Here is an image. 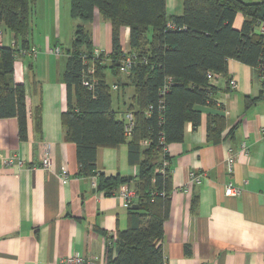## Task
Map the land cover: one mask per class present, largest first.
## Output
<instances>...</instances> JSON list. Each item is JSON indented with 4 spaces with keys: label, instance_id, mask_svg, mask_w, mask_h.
I'll use <instances>...</instances> for the list:
<instances>
[{
    "label": "crops",
    "instance_id": "crops-1",
    "mask_svg": "<svg viewBox=\"0 0 264 264\" xmlns=\"http://www.w3.org/2000/svg\"><path fill=\"white\" fill-rule=\"evenodd\" d=\"M40 1L44 3L37 0L35 10ZM51 3L58 17L61 0ZM165 4L168 17L183 13V0ZM243 20L237 14L233 27L240 30ZM86 28L94 50L109 54V22L95 16ZM2 43L15 41L3 33ZM34 43L31 38V48L18 51L13 71L14 83L26 87L27 139L19 140L15 118L0 119V158L18 156L22 162L0 164V264H57L71 255L107 264L110 239L128 227L129 207L137 199L128 207L118 188L106 196L95 177L78 175L76 147L64 140L61 125L66 110L65 64H51L49 52L57 48L48 51L51 45L32 59ZM120 43L123 52L128 51V27L121 29ZM39 56L42 64L37 62ZM229 80L235 81L234 88ZM126 86L112 88L122 90L124 107L118 110L122 116L133 94V87ZM215 88L216 105L196 107L200 124L195 129L185 124L182 142L166 146L171 194L161 243L165 264H264V100L246 105L248 98H258L262 83L254 68L230 60L227 76L221 75ZM37 107L40 132L33 120ZM213 116L225 120L218 144L207 141V122ZM47 154L51 166L44 171L41 160ZM96 169L132 178L138 172L128 162L127 143L98 148ZM192 172L200 175V183L185 189ZM228 184L239 194L226 196Z\"/></svg>",
    "mask_w": 264,
    "mask_h": 264
},
{
    "label": "trees",
    "instance_id": "trees-1",
    "mask_svg": "<svg viewBox=\"0 0 264 264\" xmlns=\"http://www.w3.org/2000/svg\"><path fill=\"white\" fill-rule=\"evenodd\" d=\"M36 1L0 0V119L17 120L20 141L27 139V93L24 84L13 81L14 62L19 50L31 48ZM237 14L244 18L240 30L233 27ZM95 16L111 26L109 54L94 53L86 27ZM70 17L81 23L75 26L62 74L66 89V110L61 114L64 140L76 147L78 175L95 177L106 196L122 184L137 193V209L129 207L128 227L110 239L107 264H165L161 243L170 212L171 177L168 166L159 172L167 162L163 148L182 142L185 124L191 123L193 129L200 124L197 106L216 105V88L209 83V73L226 77L230 60L254 69L260 63L264 43L252 30L258 21H264V2L183 0V13L168 17L165 0H70ZM124 27L129 28L126 52L120 43ZM3 33L12 35L14 45L2 43ZM126 57L131 58L128 84L121 81L119 68ZM92 64L90 76L87 71ZM107 69L115 77L113 86L133 87L125 111L135 120L129 137L124 133L123 118L118 119L112 109ZM89 77L92 90L83 85ZM260 99L264 100L263 85L258 98H248L246 105ZM33 120L40 132V107ZM224 128L223 117H209L207 141L218 144ZM142 141L149 143L143 148ZM123 143H127L128 162L138 167L136 177L130 180L97 172V149Z\"/></svg>",
    "mask_w": 264,
    "mask_h": 264
},
{
    "label": "rangeland",
    "instance_id": "rangeland-1",
    "mask_svg": "<svg viewBox=\"0 0 264 264\" xmlns=\"http://www.w3.org/2000/svg\"><path fill=\"white\" fill-rule=\"evenodd\" d=\"M244 2H254L257 0H243ZM42 1H40V4L38 6V10H34L32 13V19H31V36L36 45V49L34 48V54L32 55V59H36L38 53L42 50L45 52V48L47 45H51L48 48L52 49L53 46L60 47V54L56 56L54 53H50V58L52 63L51 64H65V59L67 57L66 51L71 47V43L74 38V31H75V25L81 23L79 19H72L70 17V0H61V6L59 9V16L55 14V9L53 8V5L51 3V0H43V4H41ZM75 24V25H74ZM55 34L60 35V39H55ZM40 47V50H39ZM52 47V48H50ZM42 56H39V59L37 62L40 64L43 63V60L41 59ZM36 64V62H34ZM130 72V71H129ZM106 81L107 84L110 86L111 89V96H112V105L113 109L116 112L117 118H122V114L119 111L123 110L124 107V100L122 99V90L114 91L112 90L113 82H115V77L111 75V72L109 69L106 70ZM128 75V74H127ZM122 82H125V84H128V78L126 75H122L121 78ZM117 84V83H114ZM118 86V85H117ZM129 86V85H127ZM126 86V87H127ZM119 87V86H118ZM119 89V88H117ZM116 89V90H117ZM119 101L117 102V100ZM126 101V99H125ZM117 110V111H116ZM119 110V111H118Z\"/></svg>",
    "mask_w": 264,
    "mask_h": 264
},
{
    "label": "built area",
    "instance_id": "built-area-1",
    "mask_svg": "<svg viewBox=\"0 0 264 264\" xmlns=\"http://www.w3.org/2000/svg\"><path fill=\"white\" fill-rule=\"evenodd\" d=\"M168 27H171L170 25H168ZM254 35H257L259 38H261L263 40L264 43V21H258L254 26H253V30H252ZM51 53H54L56 56H58L61 52L60 48H56L50 51ZM99 50H95L94 53L96 55L99 54ZM31 55H35L34 52H30ZM130 67H131V58L126 57L120 65V72L123 75H127L129 74L130 71ZM94 66L93 64L90 65V67H88V73L90 74V76L94 73ZM255 70L257 71L259 78L261 80L262 85L264 86V44H263V51L261 54V58H260V63L255 67ZM221 77L220 74H214V73H209L207 75V78L209 80V83L212 85L216 84L217 79H219ZM83 85L88 88V90H92L93 88V83H92V78H88V79H84L83 80ZM228 85L231 88H234L235 85V81L234 80H229L228 81ZM114 90L117 89L116 86L112 87ZM165 90V87L162 90ZM151 107H149L147 109V116L150 115L151 112ZM123 118V127H124V133L126 136H130L131 132L134 128L135 125V120H134V116L131 112H125L122 116ZM148 141H142L141 145L143 147L148 145ZM163 153L166 154V146H164L163 148ZM18 163V165H21L22 162L20 161V159L18 158V156H14L13 159H2L0 158V164H12V163ZM51 166V159L50 156L47 154L43 157V159L41 160V168L44 171H48L50 169ZM167 166V162H163L162 168L160 169V173L163 172V167ZM62 181L64 182L66 180V176L62 175L61 176ZM96 183V182H95ZM200 183V175L196 174V173H190L189 175V182H188V186H186L185 189H189V186H192L194 184H199ZM239 190L234 188L231 184H228L225 188V195L226 196H236L239 194ZM117 194L118 196L123 200V202L126 204V206H131L135 199H137V193L134 190V188L130 187L127 184H122L118 187L117 190ZM57 264H92L91 261H88L87 259L81 257V256H77V255H71L68 256L66 258H61Z\"/></svg>",
    "mask_w": 264,
    "mask_h": 264
},
{
    "label": "water",
    "instance_id": "water-1",
    "mask_svg": "<svg viewBox=\"0 0 264 264\" xmlns=\"http://www.w3.org/2000/svg\"><path fill=\"white\" fill-rule=\"evenodd\" d=\"M261 2H264V0H260ZM129 179L131 180L132 179V177H129ZM133 209H137V206L135 205V206H133Z\"/></svg>",
    "mask_w": 264,
    "mask_h": 264
},
{
    "label": "bare ground",
    "instance_id": "bare-ground-1",
    "mask_svg": "<svg viewBox=\"0 0 264 264\" xmlns=\"http://www.w3.org/2000/svg\"><path fill=\"white\" fill-rule=\"evenodd\" d=\"M169 25V24H168ZM132 133V132H131Z\"/></svg>",
    "mask_w": 264,
    "mask_h": 264
}]
</instances>
